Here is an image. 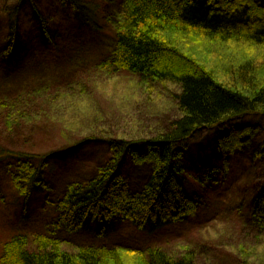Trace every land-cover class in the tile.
I'll use <instances>...</instances> for the list:
<instances>
[{
    "label": "trees",
    "instance_id": "obj_1",
    "mask_svg": "<svg viewBox=\"0 0 264 264\" xmlns=\"http://www.w3.org/2000/svg\"><path fill=\"white\" fill-rule=\"evenodd\" d=\"M61 2L85 27L95 28L101 20L110 26L111 55L102 67L130 73L148 88L176 89L173 101L179 118L146 140L143 153H137L131 141L109 140L107 162L98 164L86 182L69 185L56 202L54 232L77 234L92 226L103 232L115 220L132 222L141 232L153 231L194 217L199 202L187 187L185 144L204 130L213 131L245 115L264 116V0H121L113 12L102 5L110 7L115 0ZM34 12L48 44L49 24L38 9ZM7 26L0 56L17 66L25 51L17 10L9 13ZM44 96L0 97V131L24 137V128L38 129L47 106ZM254 134L251 127L234 128L216 140L217 148L222 154H234ZM6 153L2 156L16 163L12 183L18 195L29 201L50 187L45 171L62 151L53 149L42 156ZM124 156L137 166L151 167L137 192L125 186L120 171ZM252 162L263 164L264 146L256 150ZM228 168L227 161L223 162V174ZM215 172L207 174L209 179ZM250 195L251 224L264 236V177ZM35 240L33 246L30 237L15 236L3 245L0 264H127L119 250L89 247L70 252L54 234ZM130 257L128 264H195L191 253L177 259L158 248Z\"/></svg>",
    "mask_w": 264,
    "mask_h": 264
},
{
    "label": "rangeland",
    "instance_id": "obj_2",
    "mask_svg": "<svg viewBox=\"0 0 264 264\" xmlns=\"http://www.w3.org/2000/svg\"><path fill=\"white\" fill-rule=\"evenodd\" d=\"M120 2L102 7L113 12ZM34 9L49 24L48 44ZM15 10L25 51L17 66L0 56V97L44 93L47 106L41 126L35 131L24 128V137L0 131V256L3 245L15 236L26 235L36 246L37 236L54 234L66 251L89 247L119 250L127 264L132 254L151 248L177 259L191 253L195 264H264V236L251 224L247 206L254 185L264 177V162H252L256 150L264 146V116L260 115H245L213 131L204 130L185 144L187 187L199 202L194 217L153 231L141 232L132 222L115 220L103 232L96 226L77 234L54 232L56 202L65 189L86 182L98 164L107 162L109 140L131 141L133 149L143 153L146 140L169 129L179 118L173 101L178 91L148 88L130 73L102 67L111 55L110 26L103 20L95 28L79 24L61 0H0V55L8 37L7 17ZM245 127L255 134L242 149L234 154L219 152V137ZM53 149L62 153L45 171L50 187L26 201L12 183L16 163L2 155L22 151L42 156ZM123 158L120 171L125 186L137 192L151 167L135 165L130 156ZM225 161L229 168L223 174ZM214 169L209 179L207 174Z\"/></svg>",
    "mask_w": 264,
    "mask_h": 264
}]
</instances>
